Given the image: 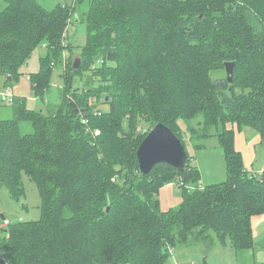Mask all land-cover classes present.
Returning a JSON list of instances; mask_svg holds the SVG:
<instances>
[{"label":"trees","instance_id":"1","mask_svg":"<svg viewBox=\"0 0 264 264\" xmlns=\"http://www.w3.org/2000/svg\"><path fill=\"white\" fill-rule=\"evenodd\" d=\"M2 2L6 84L43 44L35 91L45 93L59 62L65 85L55 113L16 96L14 117L0 120V185L20 200L26 175L41 195L39 219L5 230L0 264H167L169 249L192 235L206 242L215 234L236 251L254 247L264 169H246L228 123L256 129L264 144V0H75L51 9L39 0ZM76 20L87 31L78 69L66 56ZM227 61L236 62L232 82L221 74ZM76 76L82 86L74 87ZM180 119L198 148L217 127L225 181L199 187L188 151L184 170L158 163L141 171L137 150L156 124L185 144ZM22 121L33 131L21 134ZM173 183L183 201L163 210L159 190Z\"/></svg>","mask_w":264,"mask_h":264},{"label":"rangeland","instance_id":"2","mask_svg":"<svg viewBox=\"0 0 264 264\" xmlns=\"http://www.w3.org/2000/svg\"><path fill=\"white\" fill-rule=\"evenodd\" d=\"M46 8L51 9L57 3L73 4L75 0H39ZM5 3V2H4ZM87 6L86 3L82 4ZM3 2L0 0V9ZM84 17V16H83ZM75 24L68 27V40L66 44H73L71 50L66 51V56H75L80 53L81 46L86 40V24L83 21L76 20ZM48 52L44 45H40L31 55L26 63L20 67V74L10 80L16 96L25 97V103L29 109L43 110L47 114L55 113L62 101V88L65 85L64 63L59 62L53 70L50 86L44 94L36 92L31 80V74L37 73L41 68V57ZM227 76L226 71L221 73ZM9 78V76H8ZM0 86L4 88L6 77L0 74ZM82 86L81 76L74 79V87ZM240 91V90H238ZM104 110L108 109V105L101 104ZM15 114V106L2 102L0 99V120L13 118ZM202 116H198L191 121V126L199 128ZM145 127V123H142ZM183 130V139L185 141L186 150L192 155L193 163L201 171V179L198 182L199 187L217 184L227 179V160L225 152L220 144L217 134V127L213 126L210 130V136L202 143L203 147L198 148L197 142L191 139L188 131L187 123L180 119L179 123ZM21 134L33 131L32 123L22 121L20 123ZM228 128L235 129V144L242 152L245 167L250 172L259 169L258 162L264 163V144L260 139L258 131L252 127H244L240 130L237 124L228 123ZM141 126L138 127V131ZM100 131V130H99ZM100 133H96L99 135ZM247 143H251L248 145ZM254 144V145H253ZM25 193L20 200L10 195L5 186L0 185V241L6 236L5 230L9 225L4 224L6 219L11 223L19 221H32L41 217V195L34 181L26 175L24 176ZM161 208L168 210L170 208H178L183 201V188L176 183L165 185L159 190V198ZM4 215V217H3ZM256 229L253 248L248 250L236 251L230 244L222 245L217 236L214 234L212 238L201 241L197 240L194 235L190 236L188 243H177L169 249V257L167 264H264V241L260 239L257 242V219H254ZM204 243V245H200ZM131 264V263H127Z\"/></svg>","mask_w":264,"mask_h":264},{"label":"water","instance_id":"3","mask_svg":"<svg viewBox=\"0 0 264 264\" xmlns=\"http://www.w3.org/2000/svg\"><path fill=\"white\" fill-rule=\"evenodd\" d=\"M81 63L80 55H75L73 67L78 69ZM235 64V61L225 63L229 82L233 81ZM137 156L143 173L150 172L158 163H168L179 170H184L187 150L181 138L169 126L160 122L147 133L138 147Z\"/></svg>","mask_w":264,"mask_h":264},{"label":"crops","instance_id":"4","mask_svg":"<svg viewBox=\"0 0 264 264\" xmlns=\"http://www.w3.org/2000/svg\"><path fill=\"white\" fill-rule=\"evenodd\" d=\"M8 79H12V77L11 76H9V78ZM3 85H5V84H2V85H0V86H3ZM12 85V84H11ZM19 96V95H18ZM248 145H251V143H247ZM254 145V144H253ZM257 166L259 167V169H255L254 170V172H257L258 174H260L261 172H262V170L264 169V163H260V162H258L257 163ZM160 199H161V197H160ZM254 219H257V242H260V239H263V241H264V214H262V215H257V216H255V217H253V219H252V223H253V228H254V230L256 229V226H255V224H254ZM253 234H255L254 232H253ZM254 239H255V235H254ZM256 240V239H255ZM200 245H204V243H200Z\"/></svg>","mask_w":264,"mask_h":264},{"label":"built area","instance_id":"5","mask_svg":"<svg viewBox=\"0 0 264 264\" xmlns=\"http://www.w3.org/2000/svg\"><path fill=\"white\" fill-rule=\"evenodd\" d=\"M0 99L2 100V102L4 103H8L10 105H13L15 103L16 100V95L14 92V88L12 85H7L4 88L0 89ZM95 133H100L99 130H96ZM11 223L10 220L6 219L4 221V224L9 225Z\"/></svg>","mask_w":264,"mask_h":264}]
</instances>
